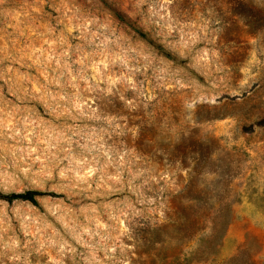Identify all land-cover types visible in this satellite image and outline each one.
<instances>
[{"label": "rangeland", "instance_id": "rangeland-1", "mask_svg": "<svg viewBox=\"0 0 264 264\" xmlns=\"http://www.w3.org/2000/svg\"><path fill=\"white\" fill-rule=\"evenodd\" d=\"M0 264H264V0H0Z\"/></svg>", "mask_w": 264, "mask_h": 264}, {"label": "trees", "instance_id": "trees-1", "mask_svg": "<svg viewBox=\"0 0 264 264\" xmlns=\"http://www.w3.org/2000/svg\"><path fill=\"white\" fill-rule=\"evenodd\" d=\"M43 193L39 192V191H34V190H30V191H26L24 193H15V194H11L9 196H5V199L8 201H15V200H22V201H28L30 203H32L33 205H38V197L42 196Z\"/></svg>", "mask_w": 264, "mask_h": 264}]
</instances>
